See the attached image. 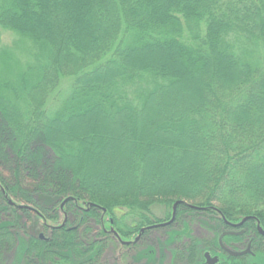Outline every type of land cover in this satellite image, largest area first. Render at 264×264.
<instances>
[{
    "label": "trees",
    "instance_id": "obj_1",
    "mask_svg": "<svg viewBox=\"0 0 264 264\" xmlns=\"http://www.w3.org/2000/svg\"><path fill=\"white\" fill-rule=\"evenodd\" d=\"M2 30L19 38L3 45ZM250 45L264 49V0H0V258L204 264L225 219L248 215L264 254V64L240 63ZM146 73L164 82L150 94L164 116L109 110L114 83ZM179 200L173 223L148 228Z\"/></svg>",
    "mask_w": 264,
    "mask_h": 264
},
{
    "label": "rangeland",
    "instance_id": "obj_2",
    "mask_svg": "<svg viewBox=\"0 0 264 264\" xmlns=\"http://www.w3.org/2000/svg\"><path fill=\"white\" fill-rule=\"evenodd\" d=\"M19 36L13 32L10 31H4L2 30V41L1 43L3 45H10L15 42ZM261 52V53H260ZM240 63L245 66L247 69H257L261 64H264V49H257L253 45H250L247 48V52L242 54V57L240 59ZM70 81L65 80L62 85L68 84ZM164 82L161 80H156L154 76L150 73H146V76L142 79H138L135 81H128L124 80L123 78H119L114 85L112 86V98L110 99V102L108 101L109 104H113L109 110L112 109L114 114H117L119 111V108L121 107H126L129 106L131 109L134 108V110H140L142 107H144L147 104H149V111L150 113L153 112H160L159 117H163L165 113V107L162 105L161 101L159 100L158 96H150L152 93L153 89L152 87L157 86L158 84H163ZM110 107V105H108ZM257 113L264 117V100H259L257 107L255 109ZM148 113V115L150 114ZM147 115V116H148ZM150 117V116H149ZM148 117V118H149ZM145 117V114L137 116V121L138 123H146L150 127H155L154 124ZM164 121H162L163 123ZM117 127H119V122H114ZM129 126H125L124 131L127 133ZM123 131V130H122ZM261 157L264 159V144H263V149L261 152ZM240 172L238 171L237 173V183L239 185V189L237 192L246 194L247 190L245 188L244 182L245 180L240 177ZM240 177V178H239ZM233 183V182H232ZM237 185V184H234ZM234 188V187H233ZM236 188V187H235ZM230 189L231 187L227 186L225 187V191H227L228 195H230ZM226 195V200L229 199V196ZM247 198V197H246ZM242 204L245 203V198L242 197L241 199ZM155 212L158 215H163L164 211L162 208L157 207L155 209ZM252 216V215H248ZM247 216V217H248ZM39 230V229H38ZM35 232V231H32ZM208 232L200 226L198 223H195L193 226V235H195L198 238H207L208 237ZM163 235V232H153L150 236V238L153 240H156L157 237ZM153 240V241H154ZM174 247L172 246V249ZM171 249V250H172ZM175 249H173L174 253ZM171 254V252H170ZM256 261L252 260L250 263L251 264H264V254L263 253H258L256 255ZM129 259V258H128ZM127 259H125L126 261ZM124 261V262H125ZM10 260H5L4 258H0V264H10Z\"/></svg>",
    "mask_w": 264,
    "mask_h": 264
},
{
    "label": "flooded vegetation",
    "instance_id": "obj_3",
    "mask_svg": "<svg viewBox=\"0 0 264 264\" xmlns=\"http://www.w3.org/2000/svg\"><path fill=\"white\" fill-rule=\"evenodd\" d=\"M217 212L220 213V211H217ZM176 215H177V210H176ZM245 217H247V216H245ZM249 217L250 218L247 221H249L251 219H256L255 218L256 216H253V215L249 216ZM243 219H241L237 222H235L234 220L225 219V225L219 232V238H218L219 247L215 248L214 250L207 249L204 252V254H203L204 255V264H208L206 262V258H205V253L207 251L211 252L212 256H218L219 257L217 264H230V262L232 260H235V259L245 260V258H248V257H250V258L256 257V255L258 253H257V250L255 248V239L253 237H249L248 234L245 236L246 228H244V225L247 221L242 226L237 225ZM32 222H34V218L32 220H27L28 229L32 228V226H33ZM37 222L39 223V226L41 228H44V225L42 223V219H39ZM159 227H161V226H159ZM154 228H158V227H154ZM257 228H258L259 234L264 237V234H261L259 231V226H257ZM41 234H43V237L41 236ZM38 235H39L40 239H46L48 237L46 235V229H42V231ZM221 236H222V240H221ZM244 236H245V239L243 240L244 242H242L241 244H239V242L235 241V239H234V237H244ZM140 239H141V237L138 240H134V241L138 242V241H140ZM124 242H129V243H125V245H126V244H131V242H133V241H124ZM250 243L252 244V252H249V253H246L243 255H238V256L234 255L230 252V250L231 251H244L245 249H247V247ZM128 252H130V251H128Z\"/></svg>",
    "mask_w": 264,
    "mask_h": 264
},
{
    "label": "water",
    "instance_id": "obj_4",
    "mask_svg": "<svg viewBox=\"0 0 264 264\" xmlns=\"http://www.w3.org/2000/svg\"><path fill=\"white\" fill-rule=\"evenodd\" d=\"M11 203H13L12 201H10ZM67 202V200H65L64 202H63V204H62V206H64V204ZM182 202H184V201H177L175 204H174V206H173V208H174V210H173V217H172V219L170 220V221H168V222H165V223H162V224H155V225H153V226H151V227H148V228H153V227H159V226H166V225H169V224H171V223H173V221L175 220V217H176V210H177V207H178V205L179 204H181ZM194 207V206H193ZM250 217L248 216V217H245L241 222H239L237 225L238 226H242L248 219H249ZM259 226V231H260V233L261 234H264V229L260 226V224L258 225ZM147 228H143L142 230H141V233L139 234V236L136 238V240H138L140 237H141V234L146 230ZM41 236L43 237V234H41ZM221 240H222V236H221ZM123 243H129V242H124L123 241ZM230 252L232 253V254H234V255H243V254H246V253H249V252H252V244L250 243L249 245H248V247H247V249H245L244 251H231L230 250ZM205 258H206V262L208 263V264H217V262H218V260H219V257L218 256H212V254H211V252H209V251H207L206 253H205Z\"/></svg>",
    "mask_w": 264,
    "mask_h": 264
},
{
    "label": "bare ground",
    "instance_id": "obj_5",
    "mask_svg": "<svg viewBox=\"0 0 264 264\" xmlns=\"http://www.w3.org/2000/svg\"><path fill=\"white\" fill-rule=\"evenodd\" d=\"M172 216H173V214H172Z\"/></svg>",
    "mask_w": 264,
    "mask_h": 264
}]
</instances>
